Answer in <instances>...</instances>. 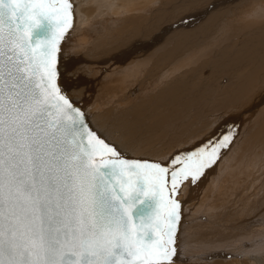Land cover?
<instances>
[{
  "label": "snow or ice",
  "instance_id": "1",
  "mask_svg": "<svg viewBox=\"0 0 264 264\" xmlns=\"http://www.w3.org/2000/svg\"><path fill=\"white\" fill-rule=\"evenodd\" d=\"M71 0H0V264H174L186 181L236 136L128 159L58 84Z\"/></svg>",
  "mask_w": 264,
  "mask_h": 264
},
{
  "label": "bare ground",
  "instance_id": "2",
  "mask_svg": "<svg viewBox=\"0 0 264 264\" xmlns=\"http://www.w3.org/2000/svg\"><path fill=\"white\" fill-rule=\"evenodd\" d=\"M178 1L179 0H83V4L79 2L82 4L81 7H73V27L71 29L74 30V34L71 38L66 40L64 44V46H67L71 51L70 55H67L69 58H71V60L66 57L67 59L62 58V60L58 61V80L60 82V76L62 74H67V72L71 74L70 81L68 83L61 84L63 90L68 92L67 94L72 96V98L77 103L84 107V111L88 114V118L91 121L93 128L102 137L113 131H117V133H119L118 138L111 143L114 144L125 156V158L128 159L132 158V149L137 148L139 151H141L143 148L147 147L145 143L146 140H149L150 138H154V140L161 139L162 136L166 137L167 135H171L173 137V135L177 136V134L180 133V128H178L177 124L178 122L175 123V117L173 118L170 116V114H172L171 111H177L180 113L193 112V110H196V108L199 107L198 105H201L205 102L203 98L200 99L201 96H199V93V95L197 92L194 93L197 87H194L195 89L193 87H188L190 86L191 81H195V79L192 80L193 77H196L194 74H197L202 67L204 71L210 66L214 67L213 65L218 64V62L222 60L223 64L224 61H226V64L234 66L236 69L233 71L234 73L238 74L243 70L251 71V73L248 72L249 74L245 76L246 81L244 84L230 85L233 91L230 94L226 93L228 96L225 98L226 100H221L222 105L217 104L218 101H215L217 102V106L221 105L218 107L211 106L216 111L221 110L223 112L224 110L222 109L225 108H229V110L232 111V108L233 110L239 109V107H242L243 104V107H245L249 99L252 100L253 98H256L255 94L252 95L250 93L253 87L255 89H264V64H262L264 59L259 58V55L264 50L259 46L261 43H264V25L257 29H253V31H249L248 34L246 33L241 35L242 42L246 41L247 44L243 45V48H241L242 51H238V48H236L237 45L234 46L230 52L233 53L232 57L227 59L225 52L221 50L224 47L223 46L217 50L208 51L206 54H204L203 60L196 58L198 59L197 66L192 67V64L187 65L189 60L191 61V58H193L191 56L193 54L192 51L196 50L200 46L198 45L199 42L203 41L205 37H211L216 34V31L221 29L220 26L215 28V25L218 22L220 23L221 20L226 15H228L230 10L229 6L232 7L238 0H226V2H224L225 0H214V3L204 2V0H182L177 4L176 2ZM183 1H186L187 3ZM221 1H223V3H221ZM201 2L202 4H200ZM151 4H154L152 10L148 8L151 6ZM188 5L189 9H187ZM183 6L184 9L187 10L180 14V11L183 10ZM145 10H147L146 12L150 13V15L142 14V11ZM260 14L263 16L259 15L260 17L257 16L256 19L251 17L246 18V22H250L252 20L253 25L255 22L256 24L260 23L259 21L264 19V14ZM196 20L200 22L195 23ZM246 22L244 23L246 24ZM256 27L257 25L255 28ZM149 30H151L152 33V36L150 35L149 38L150 41L148 40L147 42L143 43V36H145L147 32L149 33ZM125 36H127V38ZM226 36L219 35L216 42H219L220 45V43L228 38ZM231 37L233 38L232 35ZM139 40L143 43V45L140 44ZM146 43H148V45L145 46L144 44ZM142 48L145 49L146 52H144ZM235 50H237L238 53H235L237 52ZM178 51H190L188 60L181 65H171L169 63L170 56ZM256 52L260 54L257 56ZM249 54L256 56V59H254L252 56H249L247 59L246 56ZM208 56L212 57L209 59L210 61L206 60ZM215 59L218 61H214ZM110 60L112 63H110ZM194 60L195 58L193 61ZM245 60L247 61L245 62ZM228 61H230V63H228ZM208 63L209 65H207ZM184 65L187 66L183 68ZM204 67L206 68L204 69ZM217 67H214V69ZM227 70L230 69L228 68L226 71ZM182 71H184V73ZM179 74L181 75L179 76ZM181 76H184V78L182 79ZM229 76L231 78H229V80H227L228 78L226 79L228 84L235 78L232 77V75ZM201 77L202 76L200 74L199 78ZM145 79H150L148 84L147 81L144 83ZM196 79L198 80L197 77ZM74 83H76V85ZM205 84L206 82L204 85ZM73 85H75L74 88ZM145 85L149 86L146 87L147 92L144 94L141 93V90L145 88ZM258 85L260 86L258 87ZM200 86H198V88ZM151 87L158 88L156 89L157 92L153 93L152 91L155 89L153 88V90H150ZM206 87L207 86H205V88ZM187 88L190 89L187 90ZM215 88L216 87H214V89ZM135 93H137V95H134L137 96V100L135 102H140L139 106H134V104H132L133 102H126V100L131 98ZM190 94H192V96H190ZM205 96H209V94ZM231 96L233 99L228 101ZM262 97L264 96H261V98ZM214 98L215 97L213 96V99ZM215 99H217V97ZM209 100H212V95ZM116 102H119L120 105L122 102L127 104L124 105L122 103V105H124V107H122ZM230 107L232 108L230 109ZM133 111L134 114L131 113ZM212 112L216 113L215 111ZM226 112L227 111L223 113ZM263 112L264 110L259 113V116L256 118L253 116L255 120L249 125H246L242 129V133L238 130L237 133L241 134L238 138L235 136V140L230 145V149L225 158H221L222 161L220 162L219 160L215 166L212 167L213 170H215L213 171L215 174L209 176L210 173L208 174V172H210L212 168L208 169L206 174L201 177V183L199 181V183H196L197 186L199 184L201 185V187L198 188L196 192L194 191L196 185L192 184L190 180L186 181L182 185L181 191L179 193L182 198L177 197V199H179L181 202V219L177 228L176 246L184 244H198L200 245L199 248H196L193 251H220L222 253H219L216 256L221 257L230 251L232 252L234 249L237 250L241 248L244 245L242 240L244 237L249 238L252 234L259 233V231L263 230H260V227H256L257 229L253 228L254 226L248 228H244V225L237 226V222L240 221V215H238L239 213L226 214V211H229L230 213L231 210L233 211L234 201H232L230 206L228 204L231 201H229L228 204L221 203L219 205L204 203L201 204L198 209L196 207L190 208L185 204L190 199L192 200L195 198L196 201L201 200L202 198H198L199 196L201 197V195L204 198L203 201L212 199L223 202L226 200V198H228V195L224 197L223 192L221 193L223 196L222 198H215V193H219L220 190L222 191L225 189L224 192L226 194V188H229L226 187L227 185H225V188L223 189L224 181H221V176L227 174L226 172L229 171L235 173L234 176L238 177V174L240 173L241 176L244 177L249 172L247 178L248 182H252V185L247 186L245 179H243L244 185L246 186V189H256L253 191V194L255 195L251 199L250 197L247 199V197L244 196L241 198L242 191L240 190V196H238L236 199L237 201H241V207L254 200L252 203H255L256 205L248 207L247 215L249 213L252 215L259 211L257 207L263 203L260 200L264 199V146L262 147V143L264 144V130H262L263 133L261 132L262 136L259 133L260 128L264 129ZM129 116H131V118ZM126 118L128 121L125 120ZM170 118L172 124L169 122ZM200 118L203 117L201 116ZM250 118L249 120H251ZM199 120L202 123V128L197 129V127L194 129L201 131V135L205 133L207 128L208 131H206V133L202 136L195 133V136L192 135V137H189L193 138V140L189 141V147L187 143H178V140L175 141V145L173 147L170 145L171 149L169 146H165V152L160 151L161 149L158 147L153 148L152 146V149L154 150H147L148 152L145 151L141 153V159H148L161 162L163 164H168L171 158H173L178 152L193 150L196 147L203 145L206 141L216 139L218 132L214 131L215 129L213 130L206 120ZM199 120L197 118V121ZM260 121L263 123L262 127H259V124H261L259 123ZM195 122L196 120L193 121V123ZM186 128L188 127L184 125V129ZM242 134L243 136H241ZM194 137H196L197 140H194ZM236 139H239L237 140L239 143H237L238 145L236 144ZM240 140L243 141V144L241 143L243 146H241ZM256 147H262L260 153H257ZM146 152L147 154L144 155ZM227 158L231 159L229 162H224V160ZM133 159H135V156ZM207 174L212 178L207 179ZM232 175L233 174L231 173V176ZM235 179L234 181L236 182ZM237 183L238 182H236V185ZM194 193L196 195L195 197ZM243 194L245 195V193ZM259 196H261V198ZM263 209L264 206L262 210ZM244 211L241 214H243ZM251 215H248V218L244 219L248 220ZM201 217H204V219H200ZM201 220H205L206 222H201ZM243 223H246V221L241 222V224ZM222 224L224 225L219 227ZM262 227H264V225ZM177 251V257H181L182 259L186 260L189 259L190 261L191 259L194 261L203 257L202 255L196 258L195 255L183 256L180 254L182 250L177 249ZM247 253V251H244V255L249 256ZM233 254L235 255L237 253ZM213 256L214 254H212V257ZM205 257L209 258L211 256L205 255ZM250 257L251 256H249V258ZM257 257L258 256H256V258ZM246 258L248 259V257ZM254 259H251L253 260L250 261L252 262L251 264L257 263L254 261ZM233 262L236 263V261Z\"/></svg>",
  "mask_w": 264,
  "mask_h": 264
},
{
  "label": "rangeland",
  "instance_id": "3",
  "mask_svg": "<svg viewBox=\"0 0 264 264\" xmlns=\"http://www.w3.org/2000/svg\"><path fill=\"white\" fill-rule=\"evenodd\" d=\"M182 0H179L178 2H176L177 4L179 3V2H181ZM224 1V0H223ZM223 1H221V3H223ZM71 2H72V4H73V7H75V6H77V8H79V7H81L82 6V4H83V0H71ZM82 3V4H80V3ZM183 2H186V1H183ZM204 2H213L214 3V0H204ZM224 2H226V0L224 1ZM187 3V2H186ZM155 4V3H154ZM154 4H151V6H149L148 8H150L151 10H152V8L154 7ZM200 4H202V2L200 3ZM212 5V4H211ZM211 5H208V6H211ZM184 6H185V4H184ZM184 6H183V10H181L180 11V14H182V12H184L185 10H187V9H189V5H188V7H187V9H184ZM229 12H228V15H226L222 20H221V24L218 22L216 25H215V28H217V26L219 27H221V29H219L218 31H216V34H214L213 36H211V37H205L204 39H203V41H201V42H199V44L198 45H200L196 50H194V51H192V57L193 58H191V61L189 60V63H187V65L188 64H192L191 66L193 67V66H197V60L198 59H196V58H199V59H202L203 60V56H204V54H206L208 51H213V50H217L218 48H222L223 46V48L221 49L223 52H225V55H226V57H227V59L228 58H230V57H232V55H233V53H230L231 51H232V49L234 48V46H236V48H238V51H242V49L241 48H243V45H246L247 43H246V41L245 42H242V40H241V35H244V34H248L249 33V31H253V29H257V28H259V27H261V26H263L264 25V19H262L261 21H259L260 23H258V24H256V22L254 23V25H253V23H252V20L250 21V22H246V18H249V17H251V18H255L256 19V17L257 16H263L262 14H260V13H263L264 14V2H263V0H238L237 2H235V4L231 7V6H229ZM147 10H145V11H142L141 13L142 14H145V15H150V13H147L146 12ZM262 11V12H261ZM240 16V17H239ZM259 16V17H260ZM244 19V20H243ZM227 20V21H226ZM202 21V20H201ZM262 21H263V23H262ZM196 22H200V21H195V23ZM233 23V25H232V23ZM240 22V23H239ZM244 22H246V24H247V26H246V24L244 23ZM239 25V26H238ZM257 25V27L255 28V26ZM260 25V26H259ZM223 26V27H222ZM236 26V27H235ZM241 26V27H240ZM245 26V27H244ZM253 26V27H252ZM225 27H226V29H225ZM242 27H243V29H242ZM234 28V29H233ZM237 30V31H236ZM241 30V31H240ZM228 31V32H227ZM73 32V33H72ZM218 32V33H217ZM232 32V33H231ZM73 34H74V30L73 29H70L69 30V32H68V34H66V37H65V39L63 40V41H61V47L63 48H61V53L59 54V56H58V61L59 60H62V58L63 59H67L66 57H68V59H70L71 60V58H69V56H67V55H70V53H71V51L68 49V47L67 46H64V44H65V42H66V40H68L69 38H71L72 36H73ZM152 33H151V30H149V33L147 32L146 33V37L145 36H143V40H142V42L144 43V42H147L148 40L150 41V35H151ZM229 34V35H228ZM219 35H224V36H226V37H228V38H226L225 39V41H223L222 43H220V45H219V42H216L217 41V39H218V37H219ZM231 35L233 36V38L231 37ZM152 36V35H151ZM126 38H127V36H125ZM215 37V38H214ZM239 38V39H238ZM147 39V40H146ZM236 39V40H235ZM230 40H232V41H230ZM140 41V40H139ZM235 41V42H234ZM242 43H241V42ZM244 41V40H243ZM141 41H140V44H142L143 45V43H142ZM236 42H238V43H236ZM240 42V43H239ZM227 43V44H226ZM233 43V44H232ZM226 44V45H225ZM145 46L146 45H148V43H146V44H144ZM232 46V47H231ZM260 47H262L263 49H264V43H261L260 45H259ZM142 50L144 51V52H146V50L145 49H143L142 48ZM69 51V52H68ZM235 51H237V50H235ZM238 51L237 52H235V53H238ZM62 53H63V55H62ZM257 53V54H256ZM255 54L258 56L260 53H258V52H256ZM189 54H190V51H187V52H181V51H178V52H175V53H173L171 56H170V64L171 65H181V64H184L185 62H187V60H188V57H189ZM228 54V55H227ZM262 55H264V50H263V52H261V54L259 55V58H263L264 59V56H262ZM64 56V57H63ZM249 56H252L254 59H256V56H254V55H248V56H246L247 57V59H248V57ZM195 58V60L193 61V59ZM210 58H212V57H210V56H208V58H206V60H208V61H210L209 59ZM243 58V57H242ZM217 59H215L214 61H216ZM67 61V60H66ZM218 61V60H217ZM247 60H245V62H246ZM191 62V63H190ZM226 61H224V64H223V62H222V60H220L219 62H218V64H215V65H213L214 67H217L216 69H214V67H212V66H210V67H208V66H206V67H208L209 68V70H208V68H206V67H204V69L206 68V70H204L203 71V67L200 69V71L197 73V74H194V76H196L197 78H198V80L196 79V77H193L192 78V80L193 79H195V81L193 80V81H191V84H190V86H188V87H197L198 88V86H200L198 89L196 88H194L196 91L194 92V93H196L197 92V94L199 95V96H201L200 97V99H204L205 100V102L203 103V104H201V105H198L199 107V110H198V108H196V110H193V112H177V111H171L172 112V114H170V116H172L175 120H174V122L175 123H177L178 124V128H180V133L179 134H177V136H179V137H177L176 135H173V137L171 136V135H167L166 137H164V136H162L161 137V139H155L154 140V138H150L149 140H146L145 141V143H146V146L148 147H145V148H143L141 151H139L137 148H135V149H132V153H131V159H133V157L135 156V159H141V153H143V152H145V151H150V150H154V149H152V146H153V148H159V149H161L160 151H163V152H165L166 151V147H170V145H171V147H173L174 145H175V141H177L178 143H187V145L190 143L189 141L190 140H193V138H189V137H192V135L193 136H195V133H197V134H199V135H201V131H198L197 129H199V128H202V123H201V121L199 120V119H201V120H206L207 121V123L208 124H210V126H211V128L214 130V131H216V132H218V136L216 135V139L217 138H222V136L223 135H226L227 134V132L229 131V129H234L235 131H236V136H237V138L239 137V135L242 133V129L246 126V125H249L251 122H253L254 120H255V118L256 117H258L259 116V113H261L263 110H264V97H262L261 98V96H264V89H255L254 87L252 88V90H251V94L252 95H256L255 97L256 98H253L252 100L251 99H249V101H247L248 103L245 105V107H243L244 106V104L242 105V107H239V109H234L233 110V108L232 107H230V109L232 108V111L231 110H229V108H225V109H222V110H224L223 112H225V111H227L226 113H223L221 110H215V109H213L212 107H218V106H221L222 105V103H221V100L222 101H224V100H226L225 98L228 96V94H226V93H231L232 91H233V89H231V86L230 85H232V84H244L245 83V81H246V78H245V76L246 75H248L249 73H251V71H240L238 74L237 73H234L233 71H235L236 69L234 68V66H232V65H229V64H226L225 63ZM110 63H112V61L110 60ZM228 63H230V61H228ZM262 64H264V62L262 63ZM187 65H184L183 66V68H185ZM207 65H209V63L207 64ZM87 66V65H86ZM86 66H85V68H86ZM169 66V65H168ZM230 66V67H229ZM192 67H189V68H192ZM213 69H212V68ZM261 67V66H260ZM182 68V67H181ZM230 69V70H227L226 71V69ZM165 69V68H164ZM212 69V70H211ZM231 69H232V71H231ZM258 69V68H257ZM262 69V68H261ZM168 70V69H167ZM215 70H216V72H215ZM224 70H225V72H224ZM246 70V69H245ZM72 71V70H71ZM202 71V72H201ZM208 71H210V72H208ZM168 72H169V70H168ZM183 73H184V71H182ZM181 72V73H182ZM205 72H206V74H209V75H206L205 74ZM229 72V73H228ZM249 72V73H248ZM182 73V74H183ZM201 74V78H199V75ZM205 75H204V74ZM217 73V74H216ZM228 73V74H227ZM203 74V75H202ZM211 74V75H210ZM234 74H235V76H234ZM237 74V75H236ZM70 73L69 72H67V74H62L61 76H60V78H61V80H60V84H64V83H68L69 81H70ZM181 74H179V76H180ZM184 75V74H183ZM218 75V76H217ZM222 75V76H221ZM229 75H232V77H235L234 78V80H232L229 84L227 83V80H229V78H231ZM178 76V77H179ZM206 77V78H205ZM65 78V79H64ZM181 78L183 79L184 78V76H181ZM204 78V79H203ZM228 78V79H227ZM201 79V80H200ZM208 79V80H207ZM211 79V80H210ZM217 79V80H216ZM224 79V80H223ZM227 79V80H226ZM63 80V81H62ZM65 80V81H64ZM67 80V81H66ZM147 81V84H148V82L150 81V79H145L144 80V83ZM162 81H164V80H162ZM199 82V83H198ZM206 82V84L204 85V83ZM217 83V84H216ZM75 85H76V83H74ZM219 84V85H218ZM221 84V85H220ZM227 84V85H226ZM75 85H73V88H74V86ZM193 85V86H192ZM197 85V86H196ZM149 86V85H148ZM147 85H145V88L144 89H142L141 90V93H146L147 92V89H146V87H148ZM205 86H207L206 88H205ZM260 85H258V87H259ZM214 87H216L215 89H214ZM153 88L154 87H151L150 88V90L152 89L153 90ZM213 88V89H212ZM257 88V87H256ZM155 90L156 89H158V88H154ZM190 88H187V90H189ZM217 89V90H216ZM155 90H153L152 92L154 93V92H157V90L155 91ZM199 90V91H198ZM215 90V91H214ZM220 90V91H219ZM228 90V91H227ZM223 91H224V93H223ZM254 91V92H253ZM221 92H222V94H221ZM66 93H68V92H66ZM203 93V94H202ZM90 94V93H89ZM193 94V93H192ZM192 94H190V96H192ZM209 94V96H205V95H208ZM216 94V95H215ZM226 94V95H225ZM134 95H137V93H135V94H133V96L131 97V98H129V99H127L126 100V102L128 103H132V104H134V106H139L140 105V102H135L137 99H136V97L137 96H134ZM203 95V96H202ZM211 95H212V100H209L210 98H211ZM224 97H222V96ZM225 95V96H224ZM213 96L216 98L217 97V99H213ZM250 96V95H249ZM248 96V97H249ZM132 101H131V100ZM231 99H233L232 98V96H231V98L228 100V101H230ZM209 100V101H208ZM244 100H246V99H244ZM261 100V101H260ZM144 101V100H143ZM215 101H218V103L217 102H215ZM227 101V102H228ZM211 102V103H210ZM216 104H221V105H218L217 106V104L215 105L214 103ZM116 103H118L119 105H120V103L119 102H116ZM123 104H124V102H122ZM122 103H121V105L120 106H122V107H124V105L125 104H127V103H125L124 105H122ZM226 103V102H225ZM136 104V105H135ZM214 104V105H213ZM224 104V103H223ZM212 106V107H211ZM203 108V109H202ZM243 108V109H242ZM226 109H228V110H226ZM252 110V111H251ZM212 111H215L216 113H214V112H212ZM222 113H221V112ZM236 111H239V112H236ZM170 112V111H169ZM174 112H176V113H174ZM211 112H212V114H211ZM241 112H242V114H241ZM131 113H133L134 114V111L133 112H131ZM195 113V114H194ZM219 113V114H218ZM245 113V114H244ZM180 114V115H179ZM205 114H208V115H205ZM214 114V115H213ZM227 114V115H226ZM250 114H252V115H250ZM234 115V116H233ZM187 116V117H186ZM203 117V118H200V117ZM213 116V117H212ZM217 118H216V117ZM225 116V117H224ZM230 116V117H229ZM239 116V117H238ZM244 116V117H243ZM253 116H255V118L253 117ZM263 116H264V112H263ZM130 118H131V116H129ZM129 117H127V118H129ZM185 119H184V118ZM223 117H224V119H223ZM227 117V118H226ZM247 117H251L250 119L251 120H249V118H247ZM125 119V120H127L128 121V119ZM129 118V119H130ZM177 118V119H176ZM197 118H198V120L199 121H197ZM207 118V119H206ZM230 119V120H229ZM232 119V120H231ZM248 119V120H247ZM170 120V121H169ZM168 121L172 124V122H171V118L169 119ZM187 120V121H186ZM194 120H196V122L195 123H193V121ZM221 120V121H220ZM242 120V121H241ZM154 121H156V120H154ZM183 121V122H182ZM211 121V122H210ZM224 121V122H223ZM259 123H261V124H259V127H262L263 125V123L260 121ZM224 124V125H223ZM243 124V125H242ZM184 125L185 126H187L188 128H186V129H184ZM198 127V128H197ZM194 128H197V129H194ZM237 128V129H236ZM193 129V130H192ZM238 130L241 132L240 134H238L237 132H238ZM262 130H264V129H262V128H260L259 129V133H260V135L262 136V134H261V132L263 133V131ZM195 131V132H194ZM206 131H208V128L206 129ZM206 131H205V133H206ZM115 132V133H114ZM192 132H193V134H192ZM182 133V134H181ZM204 133V134H205ZM118 134L119 133H117V131H113V132H111V133H109V134H107V135H105L103 138H106V140L108 141V142H112V141H114V140H116L117 138H118ZM187 134V135H186ZM204 134H202V135H204ZM184 135V136H183ZM201 135V136H202ZM117 136V137H116ZM183 138H182V137ZM215 136V135H214ZM241 136H243V134L241 135ZM163 138V139H162ZM176 138V139H175ZM185 138V139H184ZM169 139V140H168ZM174 139V140H173ZM180 139H181V141H180ZM197 140V138L196 137H194V140ZM183 140V141H182ZM234 140H235V138H234ZM237 140H239V139H236V141ZM242 140V139H241ZM240 140V141H241ZM167 141H168V143H167ZM187 141V142H186ZM124 142V141H123ZM166 142V143H165ZM173 143V144H172ZM238 143V141L236 142V144ZM243 144V141H241L240 142V144ZM157 146H156V145ZM164 144H166V145H164ZM239 144V143H238ZM237 144V145H238ZM241 144V146H243ZM151 145V146H150ZM166 146V147H165ZM264 146V144L262 143V147ZM150 147V148H149ZM171 147H170V149H171ZM188 147H189V145H188ZM239 147H240V145H239ZM262 147H256V151H257V153H260V150H262ZM138 151H137V150ZM145 149V150H144ZM229 149H230V147L228 148V149H226V150H224L223 151V154H222V156H221V158H225V156L227 155V153H228V151H229ZM136 150V151H135ZM147 151V152H148ZM147 152L144 154V155H146L147 154ZM139 153V154H138ZM134 155V156H133ZM136 156H137V158H136ZM221 158L219 159L220 160V162L222 161L221 160ZM231 158H227V159H225L224 160V162H229V160H230ZM212 170V171H211ZM210 170V172H208V174L210 173V175L209 176H211V175H213V174H215V172H213V171H215V170H213V168ZM212 173V174H211ZM227 174H224L223 176H221V181L223 180L224 182V184H223V189L225 188V185H227L226 187H229L228 189H229V191H228V189L226 188V194H225V189L224 190H220V192L218 193V197H217V193H215V195H216V197L215 198H217V199H220V198H222L223 196H222V192L224 193V197L226 196V195H228V198H226V200L225 201H223V202H221V201H219V200H212V199H208V200H205V201H203V197H202V195H201V197L199 196L198 198L199 199H201V200H198V201H196L195 200V198L194 199H190V200H188V202H186L185 204L186 205H188V207H190V208H194V207H196L197 209L201 206V204H204V203H212V204H216V205H219V204H221V203H223V204H228L229 203V201H231L228 205L230 206V204H232V201H234V205H233V207H234V209H233V211L231 210V213L229 212V211H226V214H237V213H239L238 215H240V221L239 222H237V226H243L244 228H248V227H252V226H254L253 228H259L260 230H262V231H259V233H256V234H252L250 237L252 238H247V237H244L242 240H243V246L241 247V248H239V249H234V250H232V252L230 251L229 253H227V254H225V255H222L221 257H219V256H216V255H218L219 253H222V252H220V251H213V250H208V251H203L202 252V250L201 251H193L194 249H196V248H199V246L200 245H193V244H190V245H178V246H176L177 247V249H180V250H182L181 251V253L180 254H182L183 256H188V255H192V256H194L195 255V258L196 257H200V255H202L203 257L202 258H200V259H198V260H192L191 259V261L188 259V260H186V259H182L181 257H176L175 259H174V264H251L252 262H250V261H253V260H251V259H254V261L255 262H257V263H254V264H264V227H262L263 225H264V209L262 210V208H263V206H264V199H261L260 201L261 202H263L262 204H260L257 208L259 209V211L257 212V213H254V214H252L251 215V213H249L248 215H251V217H249V221L248 220H245L244 218H248V215H247V210H248V207H252V206H254V205H256L255 203H252L254 200H252V202L250 201V202H248V203H246V205H244L243 207H241V201H237V197L238 196H240V190L242 191V194H241V198H242V196H244V197H247V199L250 197V199L255 195V194H253V191L254 190H256V189H252V188H248V189H246V186L244 185V180L243 179H245V181H246V185L247 186H251L252 185V182H248V178H247V176H248V174H249V172H248V174H246L244 177H242L241 176V174L239 173L238 174V177L237 176H234L235 175V173H233V172H226ZM231 173L233 174L232 176H231ZM208 174H207V179L208 178H212V177H209L208 176ZM226 175H227V177L229 178V180H228V178L226 177ZM229 175V176H228ZM236 178H234V177ZM234 179L236 180V182H238L237 183V185H236V182L234 181ZM200 181H202L201 179L199 180V182ZM233 181H234V183H233ZM199 182H197V183H199ZM201 183V182H200ZM240 183V184H239ZM187 184V183H186ZM196 185V184H195ZM200 185V184H199ZM195 186L194 188V191L196 192L197 191V189L198 188H200L201 187V185L200 186ZM228 185H230V186H228ZM237 186V187H236ZM240 187V188H239ZM232 190H231V189ZM243 189V190H242ZM248 191V193H247V191ZM237 191H238V194H237ZM250 191H252V192H250ZM243 193H245V195L243 194ZM219 194H221V195H219ZM215 195H213V196H215ZM237 195V196H236ZM196 195H195V193H194V197H195ZM232 196V197H231ZM234 196H236V197H234ZM220 197V198H219ZM260 198H261V196H259ZM178 198H182V196H180V195H178ZM192 198V197H191ZM246 199V200H247ZM247 201H249V200H247ZM240 204V205H239ZM239 205V206H238ZM250 205V206H249ZM192 206V207H191ZM236 206V207H235ZM236 208V209H235ZM238 208H240V209H238ZM246 210V211H244V210ZM236 211V212H235ZM238 211H240V212H238ZM244 211V213L243 214H241L242 212ZM262 211V212H261ZM254 212H256V211H254ZM247 215V216H246ZM254 215V216H253ZM262 217V218H261ZM238 218V217H237ZM236 218V219H237ZM200 219H204V217H201ZM244 221H246V223H243V224H241V222H244ZM257 221V222H256ZM201 222H206L205 220H201ZM196 223H198V222H196ZM249 224V225H248ZM258 224V225H257ZM224 224H222L221 226H219V227H222ZM225 225H229V224H225ZM246 225H248V226H246ZM251 225V226H250ZM262 227V228H261ZM256 228V229H257ZM263 232V233H262ZM245 240V241H244ZM252 244V245H251ZM239 245L241 246V244L239 243ZM239 245H237V246H239ZM239 246V247H240ZM242 250V251H241ZM235 251V252H234ZM244 251H247L248 253V255L249 256H251V257H253V258H249V256H246V255H244ZM200 252H202V253H200ZM215 252V253H214ZM261 253V254H259V253ZM263 252V253H262ZM230 253H231V255H230ZM233 253H237V254H233ZM251 253V254H250ZM212 254H214V256L212 257ZM205 255H207V256H211V257H209V258H206L205 257ZM237 256V257H236ZM256 256H258L257 258H256ZM191 257V256H190ZM234 258V260H233V258ZM246 257H248V259L246 258ZM224 258V259H223ZM182 259V260H181ZM228 261V262H227ZM233 261H236V263L235 262H233ZM245 261V262H244ZM240 262V263H239Z\"/></svg>",
  "mask_w": 264,
  "mask_h": 264
},
{
  "label": "water",
  "instance_id": "4",
  "mask_svg": "<svg viewBox=\"0 0 264 264\" xmlns=\"http://www.w3.org/2000/svg\"><path fill=\"white\" fill-rule=\"evenodd\" d=\"M58 82V84H59V86L61 87V89L63 90V88H62V86H61V84H60V82H59V80L57 81ZM63 92L74 102V104L76 105V106H78L81 110H85L84 109V107L81 105V104H79V103H77L73 98H72V96H70L69 94H67L66 92H65V90H63ZM85 112V111H84ZM86 113V112H85ZM91 126L93 127V125L91 124ZM94 129V128H93ZM95 130V129H94Z\"/></svg>",
  "mask_w": 264,
  "mask_h": 264
}]
</instances>
